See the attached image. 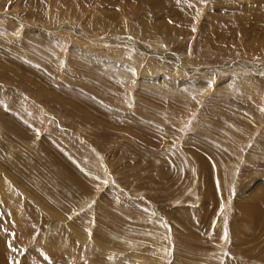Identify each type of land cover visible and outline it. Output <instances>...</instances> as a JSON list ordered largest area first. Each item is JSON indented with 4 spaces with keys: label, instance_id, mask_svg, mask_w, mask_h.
<instances>
[{
    "label": "rangeland",
    "instance_id": "374dc122",
    "mask_svg": "<svg viewBox=\"0 0 264 264\" xmlns=\"http://www.w3.org/2000/svg\"><path fill=\"white\" fill-rule=\"evenodd\" d=\"M260 13L0 0V264H264Z\"/></svg>",
    "mask_w": 264,
    "mask_h": 264
},
{
    "label": "bare ground",
    "instance_id": "6f19581e",
    "mask_svg": "<svg viewBox=\"0 0 264 264\" xmlns=\"http://www.w3.org/2000/svg\"><path fill=\"white\" fill-rule=\"evenodd\" d=\"M116 2V1H115ZM251 15V13H245V14H241V15H243L244 17H246V16H249V15ZM253 14V13H252ZM258 14V13H257ZM260 14H263L264 15V13H260ZM238 16H240V14L238 15ZM262 16V15H261ZM243 17V18H244ZM253 17V16H252ZM253 18H255V17H253ZM250 21V20H249ZM254 23H256V22H254ZM251 26V25H250ZM259 27V26H258ZM239 28V27H238ZM249 28V27H248ZM254 28V27H253ZM260 30V29H259Z\"/></svg>",
    "mask_w": 264,
    "mask_h": 264
}]
</instances>
